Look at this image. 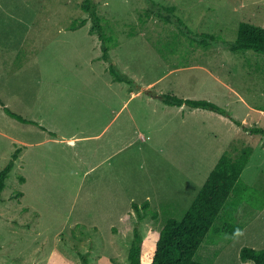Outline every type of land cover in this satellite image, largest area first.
<instances>
[{
    "label": "rangeland",
    "instance_id": "obj_1",
    "mask_svg": "<svg viewBox=\"0 0 264 264\" xmlns=\"http://www.w3.org/2000/svg\"><path fill=\"white\" fill-rule=\"evenodd\" d=\"M83 1L0 0V170L21 149L0 197V264H128L136 226L145 236L168 216L182 218L193 196L184 186L173 188L176 176L161 154L175 158L184 136L191 133L194 146L197 133L193 120L179 122L169 140L180 115L157 94L206 98L243 124L264 127V53L199 45L175 23L147 17L148 0H96L111 36L106 60ZM154 1L175 4L189 33L221 41L235 40L241 21L264 26V0ZM77 18L87 21L72 28ZM111 61L130 82L113 81ZM198 116H206L201 124L208 131L229 132L254 150L236 212L244 228L236 235L212 230L196 258L256 264L243 261L240 250L264 248V134L233 119L228 127L212 113ZM110 118L101 139L87 136L103 131ZM176 159L189 164L187 156ZM172 193L177 203L170 205ZM148 194L158 217L132 205ZM224 221L220 216L214 224L220 230Z\"/></svg>",
    "mask_w": 264,
    "mask_h": 264
},
{
    "label": "trees",
    "instance_id": "obj_2",
    "mask_svg": "<svg viewBox=\"0 0 264 264\" xmlns=\"http://www.w3.org/2000/svg\"><path fill=\"white\" fill-rule=\"evenodd\" d=\"M149 6L146 9V16L156 13L165 22L175 23L181 31L186 32L192 41L199 45L208 47L214 43H221L233 51L253 50L264 53V26L241 21L238 26L237 38L235 40H220L213 34L202 32L199 35L189 33L185 21L176 13V5H164L148 0ZM82 7L88 11L93 21V27L99 31L102 40L103 58L110 60V46L104 31L102 19L98 11L96 0H84ZM87 19H74L71 27L77 28L84 25ZM110 71L116 80L130 82L128 74L120 71L114 61L110 62ZM162 101L171 105H189L216 111L235 120L251 134H264V127L258 125L248 126L241 120L235 119L224 106L206 98H185L174 93L166 92L157 94ZM1 101V99H0ZM5 110L21 121H29L16 114L8 106ZM254 146L246 143L241 138L233 140L226 150L219 157L216 165L210 171L203 182L200 190L194 197L191 204L184 210L182 218L168 216L160 229H151L145 236L140 232L139 227L134 228V239L129 248L128 264H213L211 261L196 258V253L205 240L207 234L213 231H227L230 234H238L244 224L237 221L236 212L243 201L242 197L249 185L242 179V172L248 164L253 153ZM21 152L17 148L8 163L0 170V197L6 186L12 170L16 165ZM261 194V192H260ZM132 205L138 212L142 210L152 217H158V208L153 209L151 201L146 199L142 202L133 201ZM222 213V214H221ZM145 215V214H143ZM143 215L141 217H143ZM221 216L224 217V225L220 228L215 221ZM86 263V255L81 253ZM240 257L243 261L252 260L256 264H264V248L243 246L240 250Z\"/></svg>",
    "mask_w": 264,
    "mask_h": 264
},
{
    "label": "crops",
    "instance_id": "obj_3",
    "mask_svg": "<svg viewBox=\"0 0 264 264\" xmlns=\"http://www.w3.org/2000/svg\"><path fill=\"white\" fill-rule=\"evenodd\" d=\"M160 79L161 78H158L155 81H158ZM113 81H116V79H114ZM117 81H119V80H117ZM119 82H124V81H119ZM134 91H136V90L132 91L133 94H138V91H136V93ZM231 91L233 93L237 92V91H235V89L233 91L232 88H231ZM157 98H159V97H157ZM164 105H166L168 110L175 111L177 113L176 115H180V118H174L173 122H175V123H172L173 129L171 128L169 130V133L172 130V133L169 135L170 136L169 140L172 139L173 136L177 132H179L180 127L178 128V126H177V124L179 122L187 123V125L189 126L193 120V128H194L195 132L197 133V141H195L194 146L191 143V141H189V143H188V139L191 136L190 135L191 133H189L188 136L183 135L184 140H185V142H187V144L183 145L182 152H180V153L178 152V154L176 155L175 158L171 157L170 154H168L167 156H165L163 154H161V155L166 161V164H165L166 171H169L174 176H176L177 181H176L173 188L184 186L186 190L190 191L189 195H186V196L187 197L193 196V199H194V197L196 196V194L200 190L203 182L205 181V179L209 175L210 171L216 165L221 154L226 150V148L229 146V144L233 140H235V138L232 139L235 135L233 137L231 136L232 137L231 138L230 137L231 134L229 135V132L220 134V133H217V131H214V129H213V131H208V129L205 128V124H203V125L201 124V120L203 119V122H204V119L206 116L202 118L198 115L200 113H203L204 115H208V113H212L213 115H217V117L220 119V121H224L225 125H227L228 127L232 126V122L233 123H235V122L232 119H230V117H227V116H225L221 113H218L216 111L213 112V110H211L212 112H207L209 110L205 109V108L192 107V106H189L186 104L171 105V104H167L165 102H164ZM170 107H172V108H170ZM260 112H263V111H260ZM226 119H228V120H226ZM113 120H114V118H110L108 120V122L105 120V127H104L103 131L100 132L99 130H96L95 132H93L87 136L89 138L91 137L94 139L95 138L101 139L102 137H100V136L102 135L103 132L106 131V129L109 127V125L113 122ZM189 132H191V130H189ZM82 137H84V136H82ZM77 138H78V136L70 138L69 141L73 140V143H74ZM111 148H112L111 145L107 146V152ZM111 153L109 154V157L111 156ZM181 156H184V157L187 156L188 157V159H189L188 165H185V164H187L185 162V159L183 161H178L176 159V158H180ZM191 164H192V167L194 169L191 167ZM248 164H249V162H248ZM185 166L187 167V169H185ZM202 175H203V179H202V177H199ZM175 193H178V192H175ZM170 195H171L170 196V199H171L170 205L177 203L176 202V195L174 193H172ZM183 196H185V195H183ZM147 199H149L151 201V204H153L152 203L153 198L151 197L150 194L147 195ZM170 208H174V206L170 207Z\"/></svg>",
    "mask_w": 264,
    "mask_h": 264
},
{
    "label": "bare ground",
    "instance_id": "obj_4",
    "mask_svg": "<svg viewBox=\"0 0 264 264\" xmlns=\"http://www.w3.org/2000/svg\"><path fill=\"white\" fill-rule=\"evenodd\" d=\"M73 140H71V142H72Z\"/></svg>",
    "mask_w": 264,
    "mask_h": 264
}]
</instances>
